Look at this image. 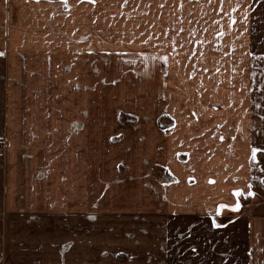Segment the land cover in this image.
<instances>
[{
  "label": "crops",
  "instance_id": "obj_1",
  "mask_svg": "<svg viewBox=\"0 0 264 264\" xmlns=\"http://www.w3.org/2000/svg\"><path fill=\"white\" fill-rule=\"evenodd\" d=\"M4 1L0 138L19 144L0 157V264H264V204L252 209V196L233 195L264 197L252 163L253 146H264V113L253 103L251 69L264 62V0H179L178 8L176 0L144 8L130 0ZM135 44L147 55L167 47L164 80H156L154 55L137 67L141 91L113 63L128 61L123 53ZM194 66L221 87L212 103L216 94L225 102L205 103L199 118L176 111L167 80L190 78ZM110 81L111 102L93 96ZM192 86L184 81L181 93L189 109ZM138 96L147 98L146 116L121 123L108 115L111 98L121 108ZM165 113L174 120L166 128ZM238 199L239 211L217 215Z\"/></svg>",
  "mask_w": 264,
  "mask_h": 264
},
{
  "label": "rangeland",
  "instance_id": "obj_2",
  "mask_svg": "<svg viewBox=\"0 0 264 264\" xmlns=\"http://www.w3.org/2000/svg\"><path fill=\"white\" fill-rule=\"evenodd\" d=\"M162 1L163 0H161V2ZM178 1L179 0H176L175 2L173 1L172 5L177 7V5H179ZM129 3H130V5L143 6L142 8L149 6V4H148L149 1H147V0H143V1L130 0ZM6 6L7 5L5 4V1L0 0V47H1V44L3 42V39L5 38V35L7 37V33H5V32H7L5 29L7 27V22H8V21H6V17H7V7ZM188 6H193V4H189ZM174 18H175V23L180 22V14L178 13V11H176V13L173 15V19ZM173 39H174V37H173ZM162 41H163V39L161 40V42ZM135 45L136 46H132L130 48L131 50H136L135 52L130 51V53H123L124 57H126V55H132L128 61H126L124 58L123 62L113 61V63L114 64H120V67H118V70L120 71L119 75H122V79H125L126 76H132V78L135 80V82H137L136 86H133V88L141 91L144 88L143 80H142V78L138 77L139 75L135 74V72H137L136 71L137 67H139V66L142 67L143 65L146 64L144 60H146L147 57L153 56L154 54H148V55L142 54L143 53L142 50L147 48V46L142 47V46H139L137 44H135ZM165 48H167V47L166 46L157 47L156 52L158 54H155L153 57L156 60H158V62H154L155 65L156 64L158 65V69H159L158 74H156V80H158V78L160 80L165 79L164 74H163L165 71L164 68H167V65H169L168 61L165 59L166 53L163 52L165 50ZM175 48H177V46H173L171 48L168 47L167 50H171V52H170L171 55L168 54L167 57H169V55L173 56V57L176 56V52L179 51V48L178 49H175ZM95 51H96V48L93 47V58L98 57L96 55L99 51L98 52L97 51L95 52ZM159 51H161V52H159ZM135 54H137V55H135ZM214 56H215L216 60H219V57H220L219 53L218 54L215 53ZM184 58H186V56ZM188 59H189V57H188ZM107 61H109V59ZM77 64H81V63L77 62ZM99 64L101 65V63L93 61V71L99 70V67H98ZM216 64H220V61H216ZM173 65L178 67L179 62L177 64V62H175L173 60ZM223 66H226V62L223 64ZM261 67H263V68H261ZM251 69H252V76H253L252 77L253 92L255 93L253 103L257 108L262 107V110H263L262 112L264 113V62L252 61L251 62ZM62 70L67 71L64 69H62ZM114 70H115V68H114ZM148 72H150V70ZM148 72H145V73H148ZM189 72H190V78H187V77L182 78L180 76L176 77L175 74L172 75L171 80H169V78H167L169 83H171V82L173 83L171 85L172 90H173V93H171L172 102L174 104L173 107H178L180 104V106H179L180 109L178 108L176 111L177 112H184L190 118H199V117H205L208 115L207 111L204 110L205 103H209V105L210 104L211 105L216 104L217 106H220V108H222V106L225 105L223 94L220 95V97L218 95L219 98H217V94H216V96H214V101H216L217 103H215V102L212 103V95H215L213 93H216L215 91L217 89H218V91H220L221 87H217V89H216L214 87V85L212 86L211 85L212 79H210L209 77L198 78L197 77V69L195 66L191 67V69H189ZM72 80H73V78L69 79V84L72 83ZM83 80L84 79H81V81H83ZM77 81H80V80H77ZM125 81H126V79L124 80V82ZM184 81H188V82L193 83V86H192L193 94L190 95L189 99L191 100V102L196 103V104H194L191 109L188 108L189 106H191V104H186L185 98L181 95ZM124 82L121 81L118 84L119 85V91L122 90V85ZM159 86H160V84L157 87V91L159 89L163 90V87H159ZM102 87L103 88H101V90H103L104 92L106 91V93H101V92L96 91L93 94V96L95 97V96H97V94H99V97L103 100V99H106L107 94L110 93V92L107 93V91H111V92L113 91L114 85H111V81H110V83L107 82L105 85H102ZM94 90H96V89H93V91ZM143 92L144 91H142L140 93H143ZM158 96H159V98H161V101L165 100V98L162 97L161 95H158ZM108 99H110V95H109V97H107V100ZM111 99L115 103V107H114V109H112L111 107L108 108V111H107L108 115L111 116V115H113L112 113H114L115 118L119 117V120L121 121V123H130L133 120L135 121L136 118H138V117L146 116L145 111L149 110V109H146V104H147V102H146L147 98L146 97L142 98L141 96H138L137 99H134V100L131 99L129 101L127 99H124L120 103L122 105V106L120 105L121 108H117L118 106H116L117 102H115L116 101L115 97H113ZM92 102H93V106H95L96 101L94 98L92 99ZM109 102H111V101H109ZM199 104L202 105L203 107L202 106L199 107L200 106ZM197 106H198V108H197ZM93 112H95V111H93ZM210 112L211 113H217L216 110L211 111V109H210ZM219 112H221V110H219ZM263 113H262V115H263ZM172 114H173V116H178V114L173 112V111H172ZM212 115H215V114H212ZM173 116L172 115L170 116L168 113L161 115L160 116L161 127L166 128L167 126H169V124L171 122L173 123L174 120H173V118H171ZM117 140H119V138L113 139V142L117 143L118 142ZM28 143L33 145L34 149L36 148L35 143H32V142H28ZM18 144L19 143H13L12 144L11 142L6 141L5 138H0V157L6 158L7 150H9V147L11 146L12 148H14V147L18 148V146H17ZM76 145H77V149H78V148H80L82 143L77 142ZM21 146H22L21 148L25 149V150L31 149V147H32V146H28V144H25V143L24 144L22 143ZM60 146H61V143H60ZM259 146H261V148H259L257 146H253L252 163H253V169L255 171L261 170L260 172L262 173V175H260V177H259V178H261L259 183H261V185L264 186V146L263 145H259ZM137 148L143 149V146L139 145V147H137ZM255 175H256V173H255ZM252 193H254V192H252ZM250 200H251L250 204H251L252 209H254L255 207H257L259 205L261 206V204L263 206V204H264V197L257 195V194L252 196V198ZM14 225H18V223H14ZM14 239H16V241H18V238H14V236H13V240Z\"/></svg>",
  "mask_w": 264,
  "mask_h": 264
},
{
  "label": "snow or ice",
  "instance_id": "obj_3",
  "mask_svg": "<svg viewBox=\"0 0 264 264\" xmlns=\"http://www.w3.org/2000/svg\"><path fill=\"white\" fill-rule=\"evenodd\" d=\"M92 2H94V0H92ZM0 55H3V54L0 53ZM233 195L238 197V198L241 197V196H244V198L246 199L248 196H254L255 194L252 193V192L244 194L240 190H236V191H234ZM240 207H241V204L239 202V199L237 200V203L235 205H231V206H229V205H219L218 209H217V215L222 214L224 210L233 211V212L239 211ZM214 226L215 227H221L222 225L216 224L215 221H214Z\"/></svg>",
  "mask_w": 264,
  "mask_h": 264
}]
</instances>
